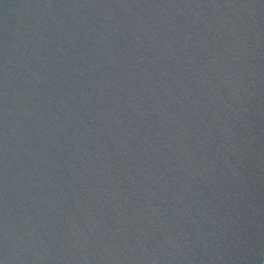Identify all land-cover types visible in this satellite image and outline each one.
<instances>
[{
    "label": "water",
    "instance_id": "water-1",
    "mask_svg": "<svg viewBox=\"0 0 264 264\" xmlns=\"http://www.w3.org/2000/svg\"><path fill=\"white\" fill-rule=\"evenodd\" d=\"M0 264H264V0H0Z\"/></svg>",
    "mask_w": 264,
    "mask_h": 264
}]
</instances>
